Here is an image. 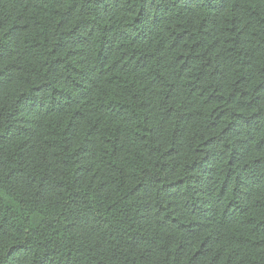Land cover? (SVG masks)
<instances>
[{
  "label": "trees",
  "instance_id": "16d2710c",
  "mask_svg": "<svg viewBox=\"0 0 264 264\" xmlns=\"http://www.w3.org/2000/svg\"><path fill=\"white\" fill-rule=\"evenodd\" d=\"M0 264H264V0H0Z\"/></svg>",
  "mask_w": 264,
  "mask_h": 264
}]
</instances>
